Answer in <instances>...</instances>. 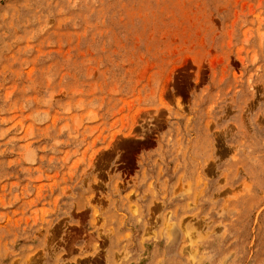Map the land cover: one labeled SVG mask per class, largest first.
Returning <instances> with one entry per match:
<instances>
[{"label":"rangeland","instance_id":"obj_1","mask_svg":"<svg viewBox=\"0 0 264 264\" xmlns=\"http://www.w3.org/2000/svg\"><path fill=\"white\" fill-rule=\"evenodd\" d=\"M0 264H264V0H0Z\"/></svg>","mask_w":264,"mask_h":264}]
</instances>
